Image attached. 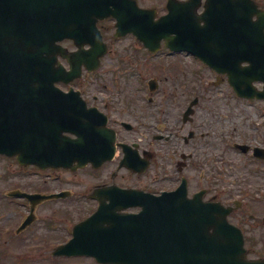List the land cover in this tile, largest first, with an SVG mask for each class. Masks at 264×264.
<instances>
[{
	"label": "water",
	"instance_id": "1",
	"mask_svg": "<svg viewBox=\"0 0 264 264\" xmlns=\"http://www.w3.org/2000/svg\"><path fill=\"white\" fill-rule=\"evenodd\" d=\"M130 3L0 0V154L16 156L21 165L41 168H68L73 163L77 168L89 162L98 167L112 158L115 139L105 128V120L90 114L76 94L54 88L58 81L68 83L80 76V65L71 57L83 55L79 51L66 55L56 43L75 34L97 35L94 17L116 15L117 26L123 29L128 23L124 15ZM136 12L139 19L135 24L128 23L129 30L150 49L157 47L162 38L169 46L170 15L154 22L151 13ZM177 30L181 41V29ZM183 41L190 53L203 56L196 27L189 26L188 39ZM220 46L219 54L215 51L214 57L210 52L212 56L204 62L216 72L226 73L238 95L261 98L259 94L254 96L248 86L260 79L264 46L238 41H221ZM248 52L253 56H246ZM57 55L67 59L68 71L58 63ZM83 58L76 62L85 63ZM242 63L249 66L243 67ZM66 132L76 135V139L64 136ZM179 191L173 195L180 197ZM148 198L138 204L143 210L135 218L115 219L123 230H106L100 208L75 227L74 238L53 255H88L104 264H264L244 260L242 238L227 225L228 211L220 206L201 205L196 209V201L190 200L185 202L188 206L183 213L170 216L165 209L154 213Z\"/></svg>",
	"mask_w": 264,
	"mask_h": 264
},
{
	"label": "flooded vegetation",
	"instance_id": "2",
	"mask_svg": "<svg viewBox=\"0 0 264 264\" xmlns=\"http://www.w3.org/2000/svg\"><path fill=\"white\" fill-rule=\"evenodd\" d=\"M132 2L133 4L128 5L130 12L125 14L124 18L129 17L130 22L133 23L138 17L135 13L136 6L150 10L155 21L170 13L169 24L172 29L169 40L175 44L179 40L175 39V34L178 32L175 28L181 29L182 41L188 39L191 20L199 29L201 39L209 45H204V48L216 51L215 43L217 40L221 41L220 27L236 25V18L245 20L242 24L245 26L244 38L247 42L264 44V0H133ZM237 9L244 12L237 13ZM116 23L113 17L97 21L101 40L107 46V52L100 57L97 69L90 72L83 70L80 79L70 84L59 83L56 86L63 92L70 90L78 92L91 114L105 116L107 126L116 133L117 143L126 145L125 149L116 147L114 159L98 169L88 165L85 181L76 179V172L69 170L40 171L35 167H20L22 170L32 169L37 173L47 174L51 178L59 177L58 173L64 174V179L57 180L52 186H44L49 182L45 183L42 179L41 187L28 189L21 186L20 190L46 195L66 192L68 196L49 199L47 204L71 205L63 215H70L72 220L80 221L96 210L97 196L102 198L103 204L108 209V215L118 212L134 214L138 212V208L119 210L118 204H124L126 201L132 204L131 202L137 199L130 194L128 198L121 199V190H134L158 197L163 193L173 192L185 182L188 199L199 193L202 202L220 203L229 207L231 212L228 215V223L242 233L246 258L264 259V159L254 154L256 152L257 156H260L259 153H264V100H242L258 110L255 112L254 122L250 123L257 139L254 143L250 140L230 142L229 150L242 156L244 164L231 165L236 174L234 173L229 189L230 197L225 201L223 193L215 188L210 176L205 174L204 160L194 161L193 153L190 152L192 150L198 152V148L205 141V134L188 130L187 133L180 134L177 143L174 144L169 142L170 135L167 133L165 123L160 122L155 128L152 126L153 121L156 122L157 119L156 107L162 106L171 98L176 103L171 119L181 122L178 131L182 132L189 123L193 122L194 116L184 122V113L189 105L187 94L184 92L185 86L164 85L167 80L166 74L174 76L183 74L181 63L189 56L188 53L169 49L165 46L164 40L159 42L156 53H150L127 29L117 35ZM224 33H230L229 40L236 39V30H225ZM61 44L70 52L77 50L74 40L63 41ZM88 48L89 46L85 47ZM204 48H201L203 55H210ZM262 57L264 59V53ZM166 61L169 63H164ZM61 62L65 63L63 60ZM92 66L90 63L89 67ZM143 73L149 76L148 81H152V84L130 83L138 76L140 78ZM107 74L116 75L122 82L115 84L111 83L113 82L111 80L110 83H104L103 76ZM262 75L264 76V63ZM254 87L257 91L264 92V81L255 82ZM177 91H180L179 97L173 96L172 92ZM155 130L159 134H156ZM190 132L193 137L188 139ZM158 143H162L167 149L158 148ZM240 145L247 149L245 153L240 150ZM124 154L132 158L133 162L140 158L143 163L148 164L147 169L143 173H135L131 167L120 166ZM244 168L247 169L245 177L242 175ZM197 172L198 174L195 175ZM23 201L29 205L26 199ZM50 205L47 207L49 215L56 214ZM54 238L44 237L39 241L41 244L37 249L51 251L53 248L50 244L55 242Z\"/></svg>",
	"mask_w": 264,
	"mask_h": 264
},
{
	"label": "rangeland",
	"instance_id": "3",
	"mask_svg": "<svg viewBox=\"0 0 264 264\" xmlns=\"http://www.w3.org/2000/svg\"><path fill=\"white\" fill-rule=\"evenodd\" d=\"M191 68H193L192 70L202 72L203 75L194 74ZM182 70L183 74L180 76L166 74L167 80L164 82V85L175 86L182 84L185 86L184 92L189 95V100L194 97L199 99L197 106L194 108V121L184 128L182 132L178 131L180 123L171 119V114L174 113L176 105L173 99L171 101L168 100L162 106L158 105L156 107L157 120L166 122L167 133L170 135V143L177 142L180 134H185L191 129L196 133L205 134V141L198 148V152L195 153V150L190 152L193 153L194 161L204 160L203 169L205 174L210 176L212 184L223 193L224 199L227 201L230 197L229 189L234 179V173L236 174L231 165L237 164L241 166L244 164L243 157L234 154L227 147L232 140L238 142L250 140V142L254 143L257 137L254 136L255 131L251 127L249 129V125L251 122H254L257 109L248 107L246 103L237 101L225 79H220L219 82H216L215 75L211 74L206 68L199 70L197 66L193 65L191 60H183ZM112 77L114 80V76ZM112 77L108 76V74L103 76L104 83H109ZM197 77L200 79L197 80ZM120 82H122L121 79ZM130 83H134V80H131ZM172 93L175 97H179L180 95V91ZM155 125L156 123L154 122L152 126ZM158 147L164 149V146L158 145ZM11 169L16 170L15 165L9 160L0 158V230L3 231L0 237V264H90V262H80L81 260L73 259H70L73 261L63 259L53 260L48 252L33 251L36 249L33 245H40L38 242L44 237L53 236L56 237L54 238L55 241H61L65 237L64 234L69 230L68 227L64 228V226L72 225L76 222V220L63 218V213L61 212L69 208L67 204H58L60 206L58 208L55 205L51 206L53 209L58 210L57 212H60L59 216L54 215V220L49 215L48 205L40 207L39 218L35 225L23 233L19 240L13 236V238L10 237V234L14 235V229L19 224L25 208L13 203V206L18 208L15 210L7 202L5 198L6 192L17 186L28 189H36L42 186V180L39 178L26 177L25 180L18 171L10 174ZM246 171L247 169L244 168L242 174L244 177L246 176ZM197 174L198 172L195 173V175ZM58 175L64 177L63 173H58ZM237 175L240 177V174L237 173ZM84 177V172H81V174L77 173L76 179L85 180ZM43 180L45 183L48 182L45 179ZM56 182L55 180L46 183L44 186L49 187ZM62 205L65 206L62 207ZM48 221L53 222L51 227L53 229L47 227ZM8 229L11 232H8Z\"/></svg>",
	"mask_w": 264,
	"mask_h": 264
}]
</instances>
